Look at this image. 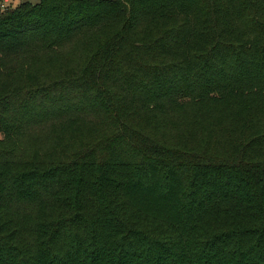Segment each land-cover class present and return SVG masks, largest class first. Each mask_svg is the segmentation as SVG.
<instances>
[{"label":"trees","instance_id":"16d2710c","mask_svg":"<svg viewBox=\"0 0 264 264\" xmlns=\"http://www.w3.org/2000/svg\"><path fill=\"white\" fill-rule=\"evenodd\" d=\"M0 264H264V0L0 8Z\"/></svg>","mask_w":264,"mask_h":264},{"label":"rangeland","instance_id":"374dc122","mask_svg":"<svg viewBox=\"0 0 264 264\" xmlns=\"http://www.w3.org/2000/svg\"><path fill=\"white\" fill-rule=\"evenodd\" d=\"M21 0H0V8L10 7L16 5ZM32 2H35L37 0H30Z\"/></svg>","mask_w":264,"mask_h":264}]
</instances>
